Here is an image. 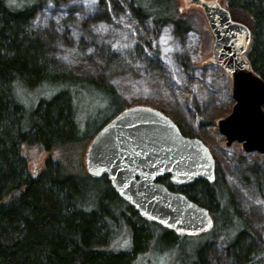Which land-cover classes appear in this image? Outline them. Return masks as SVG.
Wrapping results in <instances>:
<instances>
[{"label": "trees", "instance_id": "1", "mask_svg": "<svg viewBox=\"0 0 264 264\" xmlns=\"http://www.w3.org/2000/svg\"><path fill=\"white\" fill-rule=\"evenodd\" d=\"M63 2L0 0V264H133L159 225L138 215L105 176L87 172L85 153L95 135L80 134L76 111L83 103L71 99L69 91L50 99L39 95L46 84L66 83L77 89L94 84L102 94L122 100L105 81L66 72L46 54L30 23L40 7ZM223 3L233 20L249 28L251 42L244 57L264 81V0ZM121 5L135 20L155 28L171 26L175 36L191 30V9L185 10L179 0H125ZM21 144H37L47 151L43 170L28 173ZM158 181L211 214L212 225L192 234L200 239L192 264H209L203 251L209 242L242 264H264V247L245 243L247 237H257L235 209L217 166L212 184L198 179L177 187L167 176ZM258 189L264 194V181ZM159 227L170 244L177 241V234ZM120 229L131 238L129 251L109 248Z\"/></svg>", "mask_w": 264, "mask_h": 264}, {"label": "rangeland", "instance_id": "2", "mask_svg": "<svg viewBox=\"0 0 264 264\" xmlns=\"http://www.w3.org/2000/svg\"><path fill=\"white\" fill-rule=\"evenodd\" d=\"M183 1L179 0L182 7ZM121 4L125 0H64L37 9L30 24L42 38L46 54L64 71L105 81L126 105L158 110L190 137L201 140L215 157L235 209L257 237H247L245 243L264 247V194L258 189L264 181V155L244 153L238 143L226 146L217 131V120L231 113L234 100L230 79L210 60L213 36L201 11L190 7L191 30L175 36L171 26L155 28L131 18ZM96 86L46 84L39 95L50 99L59 91H69L71 99L83 103L76 111L80 134L92 138L128 108L119 97L104 95ZM19 152L29 174L43 170L49 156L37 144H21ZM154 230L133 264L194 262L200 240L194 234H177V241L170 244L159 226ZM119 231L109 248L129 251L131 238ZM203 251L209 264H242L215 243H207Z\"/></svg>", "mask_w": 264, "mask_h": 264}, {"label": "water", "instance_id": "3", "mask_svg": "<svg viewBox=\"0 0 264 264\" xmlns=\"http://www.w3.org/2000/svg\"><path fill=\"white\" fill-rule=\"evenodd\" d=\"M185 10L199 8L213 36L211 62L231 82L234 105L216 128L226 146L264 155V81L244 57L251 32L232 19L218 0H184ZM91 176H105L113 191L141 217L177 233L199 234L212 225L210 212L158 179L174 186L201 179L212 184L216 160L201 140L181 132L164 113L133 106L118 113L92 138L85 153Z\"/></svg>", "mask_w": 264, "mask_h": 264}, {"label": "flooded vegetation", "instance_id": "4", "mask_svg": "<svg viewBox=\"0 0 264 264\" xmlns=\"http://www.w3.org/2000/svg\"><path fill=\"white\" fill-rule=\"evenodd\" d=\"M188 186V185H187ZM177 187H179V186H177ZM184 187V186H183ZM180 234H183V233H180Z\"/></svg>", "mask_w": 264, "mask_h": 264}]
</instances>
